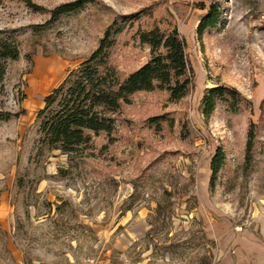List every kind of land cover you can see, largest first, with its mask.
Instances as JSON below:
<instances>
[{
  "label": "rangeland",
  "instance_id": "374dc122",
  "mask_svg": "<svg viewBox=\"0 0 264 264\" xmlns=\"http://www.w3.org/2000/svg\"><path fill=\"white\" fill-rule=\"evenodd\" d=\"M31 1L51 10L74 0ZM95 1L36 28L47 14L0 0V40L19 52L0 82V115H12L0 121V264H218L233 234L264 221V0ZM210 6L220 23L200 34ZM146 8L153 18L142 22L171 23L184 38L193 90L175 102L161 92L136 95L115 142L101 150L107 140L96 138V159L60 178L65 157L37 150L45 98L91 56L114 18ZM147 59L131 33L119 37V71ZM219 86L237 92L240 109L217 103L205 119L202 98ZM163 114L172 127L148 128ZM249 122L259 126L247 157ZM218 149L224 165L210 190ZM164 190L174 205L161 222L152 210Z\"/></svg>",
  "mask_w": 264,
  "mask_h": 264
},
{
  "label": "trees",
  "instance_id": "16d2710c",
  "mask_svg": "<svg viewBox=\"0 0 264 264\" xmlns=\"http://www.w3.org/2000/svg\"><path fill=\"white\" fill-rule=\"evenodd\" d=\"M21 2L33 12L49 16L44 25L36 28L47 26L63 16L76 14L87 6L97 5L95 0H74L48 10L31 0ZM152 18L153 12L149 8L114 18L91 56L71 71L45 98V107L37 115L40 124L37 150L40 155L58 152L65 157L66 167L59 168L57 173L60 178L69 179L75 172H80L88 161L96 159V138L104 135L107 140L101 150L115 142L114 135L123 122L122 111L132 104L136 95L161 92L175 102L185 98L193 90L194 75L184 38L171 23H165L161 27L156 21L151 24L142 22ZM219 23L220 13L210 6L208 13L201 18L197 30L202 34ZM124 33H131V38L148 50L147 61L127 74L119 71L115 62L119 37ZM18 55V49L12 42L0 40V82L5 74V62L16 60ZM239 101L233 88L219 86L208 89L201 101V114L205 119L209 118L217 103L224 104L231 112H238ZM10 117L12 115L9 113L0 115V121H6ZM166 122L170 127L173 126V121L168 120L166 114L147 119L148 128L156 132H160ZM258 126L249 122L245 144L247 157L253 149ZM223 165L224 154L218 149L210 164V190L213 189L216 176ZM170 196L171 192L164 190L152 210V215L161 219V222L170 218L173 213L174 204L170 201ZM192 222L200 227L199 232L205 237L202 222L196 219H192Z\"/></svg>",
  "mask_w": 264,
  "mask_h": 264
},
{
  "label": "crops",
  "instance_id": "0c3cea01",
  "mask_svg": "<svg viewBox=\"0 0 264 264\" xmlns=\"http://www.w3.org/2000/svg\"><path fill=\"white\" fill-rule=\"evenodd\" d=\"M218 264H264V221L251 231L233 234Z\"/></svg>",
  "mask_w": 264,
  "mask_h": 264
}]
</instances>
